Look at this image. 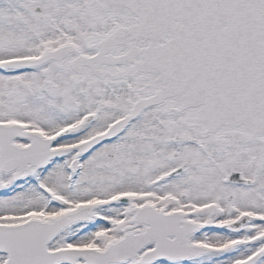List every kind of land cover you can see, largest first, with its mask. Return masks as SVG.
Here are the masks:
<instances>
[{"label":"snow or ice","instance_id":"1","mask_svg":"<svg viewBox=\"0 0 264 264\" xmlns=\"http://www.w3.org/2000/svg\"><path fill=\"white\" fill-rule=\"evenodd\" d=\"M0 264H264V0H0Z\"/></svg>","mask_w":264,"mask_h":264}]
</instances>
